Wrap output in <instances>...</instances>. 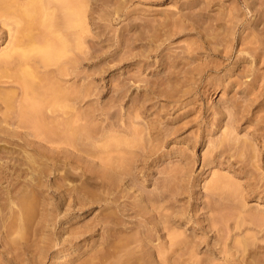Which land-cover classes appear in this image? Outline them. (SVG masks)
Masks as SVG:
<instances>
[{
  "label": "rangeland",
  "instance_id": "obj_1",
  "mask_svg": "<svg viewBox=\"0 0 264 264\" xmlns=\"http://www.w3.org/2000/svg\"><path fill=\"white\" fill-rule=\"evenodd\" d=\"M0 9V264H264V0Z\"/></svg>",
  "mask_w": 264,
  "mask_h": 264
},
{
  "label": "bare ground",
  "instance_id": "obj_2",
  "mask_svg": "<svg viewBox=\"0 0 264 264\" xmlns=\"http://www.w3.org/2000/svg\"><path fill=\"white\" fill-rule=\"evenodd\" d=\"M3 1H4V0H0V2H1L2 4H3ZM4 4H5V3H4ZM28 6H29V5H28ZM30 6H31V3H30ZM33 6H35V5H33ZM3 7H4V5H3ZM5 7L7 8V7H9V6H5ZM9 8H10V7H9ZM31 8H32V6H31ZM31 8H29L28 10H30ZM34 8H35V7H34ZM82 8H83V7H82ZM3 9L6 10L5 12H7V9H5V8H3ZM3 9H0V10L2 11ZM26 9H27V8H26ZM80 9H81V8H80ZM4 10H3V11H4ZM8 10H9V9H8ZM17 10H18V9H17ZM19 10H20V9H19ZM22 10H23V9H22ZM76 10H78V9H76ZM3 11H2V13H3ZM20 11H21V10H20ZM26 11H27V10H26ZM26 11H25V12H26ZM32 11H34V10H31V12L29 11V13L26 12L25 15L23 14V12H24V11H23V12H22L23 15L21 14L23 17L26 16V15L28 16V20H29V21H26V23H25V20L27 19V18H26L27 16L24 17V20H23L22 18H21V19H22V20L24 21V23H25V25H24L25 28H28V29L30 28V30H31V27H32V25H33L32 22L35 21V19H36V18L34 19L33 16H31V15H34ZM5 12H4V14H6ZM72 12H73L74 15H75V12H76V11H73V10H72ZM77 12H78V11H77ZM30 13H31V14H30ZM0 14H1V12H0ZM77 14H78V13H77ZM29 15H30V17H32V18H30ZM78 15H79V14H78ZM3 16H4V15H3ZM5 16H6V15H5ZM71 16H72V15H71ZM81 16H82V15H80V17H81ZM6 17H7V16H6ZM7 18H8V17H7ZM29 18H30V19H29ZM47 18H48V17H47ZM82 18H83V17H82ZM82 18H81V19H82ZM4 19H5V17H4ZM31 19H34V20H33V21H30ZM48 19H49V18H48ZM48 19H47V22L49 23V22H50V21H49L50 19H49V20H48ZM67 19H68V18H67ZM81 19H80V22H81ZM75 20H76V18H75ZM78 20H79V19H78ZM78 20H77V21H78ZM168 20H169V19H168ZM2 21H4V20H2ZM19 21H21V20H19ZM44 21H45V19L43 20V22H44ZM70 21H71V20H70ZM4 22H6V21H4ZM72 22H73V21H72ZM19 23H20V22H19ZM45 23H46V22H45ZM48 23H47V24H48ZM81 23H83V22H81ZM43 24H44V23H43ZM72 24L74 25V23H72ZM19 26H20V24H19ZM19 26H18V27H19ZM30 26H31V27H30ZM165 26H166V25H165ZM22 27H23V26H22ZM25 28H24V31H26L25 33H24V31H20V32H23L22 34H24V36H21V37H20V40H18V39H19V38H18L19 35H18V37H17V38H18V39H17V42H19V43H20L22 37H23V39H24V37H25V39H26V37H27V39H28V38H30V39L33 38V37H32V38L30 37V36H33V33H32V35H30V34H31L30 30H29V33H28V32H27L28 29L25 30ZM33 28H35V27H33ZM22 29H23V28H22ZM19 30H20V28H19ZM52 33H55V31H54V32L52 31ZM52 33H51V35H52ZM58 33H59V32H58ZM63 33H64V32H63ZM25 34H26V35H25ZM20 35H21V33H20ZM27 35H28V36H27ZM51 35H50V36H51ZM58 35L60 36L61 34H57V36H58ZM65 35H67V34L65 33ZM48 36H49V34H48ZM57 36H56V37H57ZM59 36H58V38H59ZM61 36L65 37L64 35H61ZM67 36H68V35H67ZM52 37H53V36H52ZM56 37H55V38H56ZM63 37H61V38H63ZM49 38H50V37H49ZM61 38H59V40H57L55 43L58 44V41H61V40H62ZM67 38H68V37H67ZM45 39H46V37L44 38V40H45ZM47 39H48V38H47ZM51 39H52V38H51ZM60 39H61V40H60ZM48 40H49V39H48ZM28 41H29V40H28ZM31 41H33V40H30V42H31ZM46 41H47V40H46ZM49 41H50V40H49ZM49 41L45 42V43H44L45 45H44V44H40V46H41V45H44V46H45V48H43V51H44V54H43V57H44V58H43V59L45 60V57H46V62L48 61V58H47V57H48L49 54L52 55V54L54 53L53 55H54L55 57L58 56V55H61V54H58V53H60V51H59L58 49H59V47L61 48V47L63 46V45L60 44V42H59V45H62V46H59V47L57 46V48H58L57 50H58V51L56 52V50H55L56 47H54V44H55V43H53L55 40H51V41H50L51 43H53L52 45H51V43H49ZM63 41H65V39H64ZM25 42H26V41H25ZM46 43H47V44H46ZM63 43H64V42H63ZM14 44H15V43H14ZM22 44H24L25 46H26V45H27V46L29 45L28 43H24V42H23ZM56 44H55V45H56ZM66 44H68V42H67ZM19 45H20V44H19ZM24 45H23V46H24ZM46 45H48V46H49V45L53 46L55 52L53 51V49H52L51 46H49V47L47 46V47H48V48H47ZM64 45H65V44H64ZM13 46H15V45H13ZM20 46H21V45H20ZM65 47H67V46L65 45V46L63 47L62 51L67 49V48H65ZM13 48H14V47H13ZM18 48H19V47H18ZM20 48H22V47H20ZM24 48H25V47H24ZM28 48H29V52H26L27 50H24V51L21 50V51H23V52H21V53H20V50H15V51H17V52H18L19 54H21V55H22V54L25 55V54H28V53L33 54L34 52H33V49H32V48H34V47H28ZM38 48H39V47H38ZM46 48H47V49L50 48L48 52L46 51ZM213 48H214V47H213ZM22 49H23V48H22ZM31 49H32V51H31ZM215 49H216V47H215ZM36 50H37V49H36ZM36 50H35V52H37ZM50 50H51V51H50ZM45 51H46L47 53H46ZM214 51H215V50H214ZM221 51H222V50H221ZM7 52H8V51H7ZM32 52H33V53H32ZM38 52H39V53H40V52L42 53L41 49L38 50ZM50 52H51V53H50ZM65 52H66V51H65ZM4 53H6V52H4ZM45 53H46V56H45ZM47 54H48V55H47ZM55 54H56V55H55ZM63 54H64V52H63ZM3 55H4V54H3ZM53 55H52V56H53ZM218 55H219V54H218ZM14 56H15V55L12 56V53L9 52V53H7L4 57H2V58H3V61H1V62L3 63V62H4V58H5L6 61H9V63H8V62H7V63L10 64V66H12L10 61L13 60V59L10 60V57H11V58H15V59H17V57H14ZM31 56H32V55H31ZM52 56L49 55V59H50V60H51ZM54 56H53L52 60L54 59ZM25 57H26V55H25ZM25 57H24V58H25ZM27 57L29 58L30 56H27ZM27 57H26V58H27ZM59 57H60V56H59ZM0 58H1V57H0ZM7 58H8V59H7ZM28 58H27V60H29ZM57 59H58V58H57ZM17 60H18V59H17ZM20 60H21V61H23V60L27 61L26 59H23V60L20 59ZM13 61H14V60H13ZM13 61H12V62H13ZM14 62H15V61H14ZM43 62H44V61H43ZM262 62H263V61H262ZM2 63H1L0 66H2ZM5 63H6V62H4L3 65H5L6 67H8V66H7L8 64H5ZM18 63H19V64H18ZM48 63H49V62H48ZM263 63H264V62H263ZM20 64H22V62H17V67H18ZM50 64H54V63H50ZM14 65H15V63L13 64V66H14ZM22 65H23V64H22ZM26 65H27V64H26ZM45 65H46V64H45ZM20 66H21V65H20ZM27 66H28V65H27ZM49 66H50V65H48V67H49ZM208 66H209V65H207L206 68H207ZM217 66H218V65H216V67H217ZM219 66H220V65H219ZM15 67H16V65H15ZM15 67H14V68H15ZM17 67H16V68H17ZM21 67H22V66H21ZM24 67H25V66H24ZM44 67H45V66H44ZM56 67H57V66H56ZM214 67H215V66H214ZM8 68H12V67H8ZM18 68H19V67H18ZM18 68H17V69H18ZM22 68H23V67H22ZM46 68H47V66H46ZM57 68H59V67H57ZM61 68H62V67H61ZM204 68H205V67H204ZM204 68H203V69H204ZM217 68H218V67H217ZM219 68H221V67H219ZM222 68H223V67H222ZM253 68H254V67H253ZM19 69H20V68H19ZM25 69H26V68H25ZM25 69H23V70H25ZM59 70H60V69H59ZM191 70H192V69H191ZM200 70H201V69H200ZM200 70H199V71H200ZM208 70H209V69H208ZM249 70H250V69H249ZM33 71H34V70H33ZM54 71H55V70H54ZM187 71H188V70H187ZM213 71H214V70H213ZM215 71H218V70L216 69ZM25 72H26V71H25ZM61 72H62V71H61ZM64 72H65V71H64ZM199 73H200V72H199ZM199 73H198V74H199ZM26 74L29 75L30 73H26ZM60 74H61V73H60ZM19 75H20V73H19ZM21 75H22V73H21ZM28 75H27V76H28ZM30 75H31V74H30ZM30 75H29V76H30ZM62 75H63V74H62ZM259 75H261V74H259ZM262 75H263V74H262ZM7 76H8V75H7ZM23 76H24V75H23ZM0 77H1V76H0ZM10 77H11V76H10ZM12 77H14V76H12ZM255 77H257V76L255 75ZM7 78H8V77H7ZM20 78H21V77H20ZM26 78H27V77H26ZM30 78H31V77H30ZM200 78H201V77H200ZM23 79H25V78H23ZM23 79H22V80H23ZM260 79H261V76H260ZM29 80H30V79H29ZM8 81H10V80H8ZM11 81H12V80H11ZM26 81H28V80L26 79L25 82H26ZM13 82H14V81H13ZM25 82H23V83H25ZM30 82H31V81H29V83H30ZM32 82H33V81H32ZM32 82H31V83H32ZM11 83H12V82H11ZM26 84H27V83H26ZM34 84H35V82H34ZM21 85H25V84H22V83H21ZM27 85H28V84H27ZM32 85H33V84H32ZM25 86H26V85H25ZM29 86H31V84H30ZM33 86H34V85H33ZM33 86H32V87H33ZM18 87H19V86H18ZM52 88H53V86H52ZM55 88L57 89V86H56ZM55 88L51 89V91H53ZM19 89H20V88H19ZM46 90H47V89H45V92H46ZM48 90H49V89H48ZM47 92H48V91H47ZM47 92H46V93H47ZM59 92L61 93L60 97L63 98L62 95H63L65 92H64V91H59ZM59 92L56 91L55 93H58V94H55V95L58 96V95H59ZM63 92H64V93H63ZM49 93H50V92H49ZM49 93H47V94H49ZM1 95H2V94H0V97H1ZM49 95L51 96V98H52V96H55V95H51V94H49ZM8 96H9V95H8ZM50 96H49V97H50ZM9 97H11V96H9ZM9 97H8V99H11V98H9ZM55 97H56V96H55ZM58 97H59V96H58ZM58 97H57V98H58ZM60 97H59V98H60ZM13 98H14V97L12 96V100L16 99V98H14V99H13ZM57 98H56V100H57ZM59 98H58V101H59ZM65 98H67V95H66ZM1 99H3V98L1 97ZM1 99H0V100H1ZM8 99H5V100H8ZM34 99H35V98H34ZM36 99H37V98H36ZM39 99H40V97H39ZM41 99H42V98H41ZM53 99H54V98H53ZM3 100H4V99H3ZM63 100H64V99H63ZM9 101H11V100H9ZM14 101H15V100H14ZM33 102H36V101L33 100ZM48 102H50V103H47V102H46V103H47V104H46L47 107H49L48 104H51V103L53 104V102L56 103L57 101H55V99H54L53 102H52L51 100L48 101ZM59 102H60V101H59ZM42 103H43V102H42ZM42 103H41V104H42ZM60 103H61V102H60ZM0 104H1V103H0ZM5 104H6V103H5ZM43 104H44V103H43ZM8 105H9V104H8ZM10 105H12V104H10ZM44 105H45V104H44ZM46 105H45V106H46ZM0 106H2V105H0ZM6 106H7V104H6ZM51 106H52V105H51ZM51 106H50V107H51ZM55 106H56V104H55ZM57 106H58V104H57ZM9 107H10V106H9ZM50 107H49V109H50ZM52 107H53V106H52ZM0 108H1V107H0ZM51 109H52V108H51ZM51 109H50V110H51ZM54 109H55V108H54ZM53 111H56V110H53ZM1 114H2V113H1ZM4 114H5V113H4ZM5 115H6V114H5ZM122 163H123V162H122ZM124 164H125V163H124ZM109 167H110V166H109ZM120 167H121V166H120ZM122 167H123V166H122ZM125 168H126V167H125ZM93 178H94V177H93ZM95 178H96V177H95ZM95 178H94V179H95ZM97 179H99V177H98ZM116 183H117V182H116ZM115 185H116V184H115ZM111 186H112V185H111ZM166 228H167V227H166ZM129 229H130V228H129ZM167 229H169V227H168ZM167 232H168V231H167ZM144 233H145V232H144ZM169 233H170V232H169ZM167 234H168V233H167ZM149 235H150V234H149ZM162 235H163V234H162ZM169 235H171V237H172L173 235H175V233L173 232V235H172V234H169ZM146 237L148 238V236H146ZM150 237H151V236H150ZM173 237H174V236H173ZM175 237H176V236H175ZM144 238H145V237H144ZM147 238H146V239H147ZM148 239H150V238H148ZM147 241H148V240H147ZM140 245H141V244H140ZM162 258H163V257H162ZM239 258H240V257H239ZM245 258H246V257H245ZM164 259H165V258H164ZM168 260H169V259H168ZM190 260H191V259H190ZM188 261H189V260H188ZM227 261H228V260H227ZM242 261L244 262L243 258H242ZM228 262H229V261H228ZM238 262H239V261H238ZM240 262H241V261H240ZM141 263H142V261H141L139 264H141ZM159 263H160V262H159ZM165 263H166V262H165ZM168 263H169V262H168ZM168 263H167V264H168ZM171 263H172V262H171ZM173 263H174V262H173ZM177 263H178V262H177ZM184 263H185V262H184ZM178 264H179V263H178Z\"/></svg>",
  "mask_w": 264,
  "mask_h": 264
}]
</instances>
